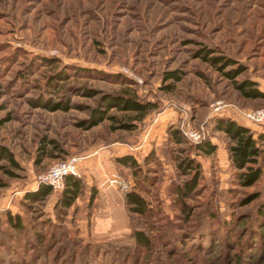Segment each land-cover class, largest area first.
Returning <instances> with one entry per match:
<instances>
[{
  "label": "rangeland",
  "instance_id": "rangeland-1",
  "mask_svg": "<svg viewBox=\"0 0 264 264\" xmlns=\"http://www.w3.org/2000/svg\"><path fill=\"white\" fill-rule=\"evenodd\" d=\"M205 47L246 70L227 77L198 56ZM170 71L181 80L165 81ZM245 78L264 90V0H0V144L19 163L0 160V264H79L78 252L86 264H234L247 241L238 225L251 224L264 203V171L256 185L240 186L231 139L214 125L227 117L258 128L246 113L264 108V99L241 94L236 83ZM110 95H135L158 108L139 121L114 107L113 119L83 126ZM45 101L64 108L53 111ZM218 101L223 112L215 111ZM190 131L216 152L194 149L199 141ZM98 150L131 153L151 182L143 185L115 156L101 165L94 156L81 164L84 189L70 209L57 210L55 193L43 202L25 198L58 161ZM187 155L202 175L184 202L176 188L190 178L179 167ZM114 174L118 184L108 181ZM131 189L150 213L130 211ZM252 192L260 197L243 205ZM10 213L22 217L24 232L14 231ZM137 229L150 236V247L134 246Z\"/></svg>",
  "mask_w": 264,
  "mask_h": 264
},
{
  "label": "trees",
  "instance_id": "trees-1",
  "mask_svg": "<svg viewBox=\"0 0 264 264\" xmlns=\"http://www.w3.org/2000/svg\"><path fill=\"white\" fill-rule=\"evenodd\" d=\"M212 54H214V50L212 51V49L207 47L198 50L199 57L210 62L213 66H216L218 70L229 78L235 79L246 70V67L243 64L231 57ZM230 66L234 67L228 69ZM181 78L182 76L179 71H170L165 76L164 80L167 81L175 79L180 81ZM236 84L237 89L244 97L251 99H264V91L259 88V84L254 79L245 78ZM166 88L172 90L173 85H167ZM45 105L53 111L64 108V106L59 103L47 105V102L45 101ZM114 107L124 112L134 113L135 115L133 119L142 121L150 114L151 111L158 108V105L153 101H143L135 95L106 96L102 98V105L100 107L92 109L90 118L84 122L85 124L83 126L86 128H92L108 118L113 119L114 116L108 115V112ZM214 126L216 130L224 132L231 139L232 143L229 147L230 156L232 164L238 170L236 173L238 184L243 187H252L256 185L260 181L264 171L262 164V160L264 159V130L261 132H255L251 128L227 117L216 118ZM123 128L131 130L136 128V124L125 123L123 124ZM171 134L176 142L181 143L183 141V137L179 130L172 131ZM194 149L202 154L212 155L216 152L217 145L210 139L204 138L196 144ZM42 153L44 155L46 152L43 151ZM152 156L153 154L147 157L146 160L149 162V159L153 158ZM2 159L10 161V163L15 167H19V163L15 159L9 147L0 144V160ZM116 162L119 165L131 167L134 170L136 178L137 176L139 177L142 175L143 171L141 165L137 162L134 155L125 154L123 156L116 157ZM179 167L190 174V178L185 180L184 183H180L176 188L178 198L185 202V200L194 195L200 185L202 175L201 164L195 158L191 157V155H187L185 158L179 160ZM149 172L143 175L144 177L140 176L142 179H139V181L141 180L143 185L151 182ZM83 189L84 182L80 177L68 175L65 178V186L63 190L54 192L50 185L41 183L38 185L37 189L28 191L25 198L31 202H43L55 193L58 195L56 208L59 212H62L70 209L74 205ZM95 195L96 194L94 192L91 195L92 202L96 198ZM259 197L260 194L258 192H252L243 200V205L252 203ZM126 198L127 204L132 213L144 216L151 212L149 202L141 193L137 191V189L127 191ZM183 207V210H185L186 213L191 214L189 210H187V203H183ZM251 217L253 218V222L251 224L246 226L245 223H239L238 225V230L242 229L240 232L243 233L247 241H244V251H241L233 256L234 264H264V203L257 207L256 212ZM189 218L190 215H188L187 219L189 220ZM8 221L14 231H25L26 226L24 225L23 219L20 215H12L10 213L8 215ZM197 232L201 234V232ZM133 241L135 244L134 246L142 247L143 249L151 246L150 236L144 230L137 229L133 234ZM177 241H181V239ZM80 246L82 245L80 244ZM83 255L84 254H80L78 252L73 256H75V259L79 261V264H86L87 260ZM84 258L85 260L81 261Z\"/></svg>",
  "mask_w": 264,
  "mask_h": 264
},
{
  "label": "built area",
  "instance_id": "built-area-1",
  "mask_svg": "<svg viewBox=\"0 0 264 264\" xmlns=\"http://www.w3.org/2000/svg\"><path fill=\"white\" fill-rule=\"evenodd\" d=\"M215 111L223 112L224 103L218 101L215 105ZM246 117L249 121L254 124L262 125L264 124V108L253 109L246 113ZM187 135L193 141H200L201 134L197 131H190ZM88 155H74L67 159L58 161L56 164L51 166L47 171L41 173L38 177V184L50 185L54 192H59L64 189L65 178L68 175H74L80 177L81 164L88 158ZM111 184H118L120 182V177L118 174H114L112 178L108 179Z\"/></svg>",
  "mask_w": 264,
  "mask_h": 264
},
{
  "label": "crops",
  "instance_id": "crops-1",
  "mask_svg": "<svg viewBox=\"0 0 264 264\" xmlns=\"http://www.w3.org/2000/svg\"><path fill=\"white\" fill-rule=\"evenodd\" d=\"M262 90V89H261ZM262 91H264V90H262ZM240 124H242V125H244V126H247V127H250V128H252V130H254L255 132H261V131H263L264 130V126L262 127V126H260V125H258L257 127L258 128H255V127H253V125L252 124H250V123H247V122H241V121H239V120H237ZM257 125V124H256ZM125 154H131V153H129V152H126V153H115V152H112L111 150H98V151H96L95 153H93L91 156H89L86 160H85V162H87L88 161V159H90L91 157H94V156H98V163L101 165V161L103 160H105L106 158H109V157H113V156H115V157H120V156H123V155H125Z\"/></svg>",
  "mask_w": 264,
  "mask_h": 264
}]
</instances>
